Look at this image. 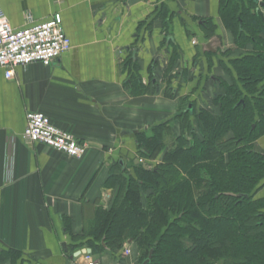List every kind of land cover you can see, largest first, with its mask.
<instances>
[{
	"label": "crops",
	"instance_id": "1",
	"mask_svg": "<svg viewBox=\"0 0 264 264\" xmlns=\"http://www.w3.org/2000/svg\"><path fill=\"white\" fill-rule=\"evenodd\" d=\"M220 4L0 0L15 28L26 25L27 15L38 22L59 12L71 44L48 66L17 67L9 79L0 69V264H10V249L20 252V264H85L90 247L83 228L96 207L113 201L117 187L108 182L109 173L120 160L131 171V161L140 157L137 132L170 121V146L171 136L181 132L180 115L191 104L214 109L212 99L223 92L219 80L230 81V60L250 49L236 47ZM208 20L215 27L209 37ZM29 111L44 113L87 142L86 153L71 158L23 141ZM254 149L264 152V136ZM165 150L155 160L141 159L153 165ZM126 246L129 260L138 264L131 239L116 252L90 248V254L97 264H115Z\"/></svg>",
	"mask_w": 264,
	"mask_h": 264
},
{
	"label": "trees",
	"instance_id": "2",
	"mask_svg": "<svg viewBox=\"0 0 264 264\" xmlns=\"http://www.w3.org/2000/svg\"><path fill=\"white\" fill-rule=\"evenodd\" d=\"M220 17L236 47L250 49L230 60L214 109L191 104L180 115L170 146V121L137 132L139 158L155 160L167 149L148 168L131 161L132 172L119 164L109 173L113 201L95 208L81 235L94 251L116 252L131 239L138 264L151 249L148 264H264V152L254 149L264 136V7L221 0ZM204 27L209 37L215 27L209 20ZM20 256L7 251L10 264Z\"/></svg>",
	"mask_w": 264,
	"mask_h": 264
},
{
	"label": "built area",
	"instance_id": "3",
	"mask_svg": "<svg viewBox=\"0 0 264 264\" xmlns=\"http://www.w3.org/2000/svg\"><path fill=\"white\" fill-rule=\"evenodd\" d=\"M59 12L43 21L26 16V25L15 28L0 6V69L6 79L12 78L17 67L38 62L48 66L63 52L70 49ZM23 141L30 145L43 144L71 158H79L88 149V143L78 140L72 133L57 127L41 112L29 111L21 133ZM131 249L123 248L121 258L115 264H135L129 260ZM85 264H97L89 253H84Z\"/></svg>",
	"mask_w": 264,
	"mask_h": 264
},
{
	"label": "water",
	"instance_id": "4",
	"mask_svg": "<svg viewBox=\"0 0 264 264\" xmlns=\"http://www.w3.org/2000/svg\"><path fill=\"white\" fill-rule=\"evenodd\" d=\"M260 5H261L262 7H264V3H263V2H260ZM207 46L209 47L210 44L208 43ZM189 107H191V105H190ZM122 163H123V161L120 160V164H121V165H122ZM134 163H140L139 158H136V159L134 160ZM141 164L143 165L144 168H148V165H147L146 163H141ZM244 196L246 197L247 195H244ZM85 251H87L88 253H90V252H91V249H90V248H86V249H84V252H85ZM152 253H153V250L151 249V250L149 251L148 257H147V258H146L141 264H148V263L150 262L151 257H152Z\"/></svg>",
	"mask_w": 264,
	"mask_h": 264
},
{
	"label": "rangeland",
	"instance_id": "5",
	"mask_svg": "<svg viewBox=\"0 0 264 264\" xmlns=\"http://www.w3.org/2000/svg\"><path fill=\"white\" fill-rule=\"evenodd\" d=\"M172 138V137H171Z\"/></svg>",
	"mask_w": 264,
	"mask_h": 264
}]
</instances>
